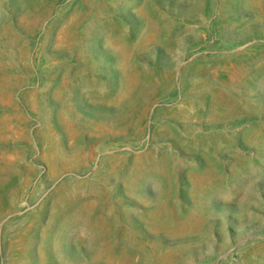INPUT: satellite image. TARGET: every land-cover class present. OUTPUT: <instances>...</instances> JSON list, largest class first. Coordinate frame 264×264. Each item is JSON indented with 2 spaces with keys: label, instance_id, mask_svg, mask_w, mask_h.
<instances>
[{
  "label": "rangeland",
  "instance_id": "1",
  "mask_svg": "<svg viewBox=\"0 0 264 264\" xmlns=\"http://www.w3.org/2000/svg\"><path fill=\"white\" fill-rule=\"evenodd\" d=\"M0 264H264V0H0Z\"/></svg>",
  "mask_w": 264,
  "mask_h": 264
}]
</instances>
